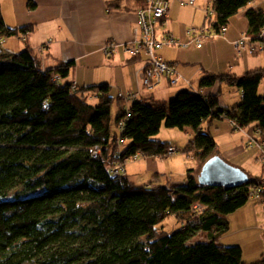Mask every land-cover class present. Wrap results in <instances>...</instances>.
Returning <instances> with one entry per match:
<instances>
[{
  "label": "trees",
  "instance_id": "1",
  "mask_svg": "<svg viewBox=\"0 0 264 264\" xmlns=\"http://www.w3.org/2000/svg\"><path fill=\"white\" fill-rule=\"evenodd\" d=\"M256 1L211 0L215 13L207 12L219 31L246 9L254 55L264 42V6L250 7ZM122 4L137 11L145 0L108 2L109 9ZM30 28L9 27L0 5V264H264V257L244 262L240 245L220 242L230 214L252 197L264 204V172L235 187L198 180L218 152L212 133L218 121L242 130L253 125L264 150V67L206 73L196 88L164 101L116 97L107 82L74 84L73 60L44 69L30 46L17 53L2 48V39ZM131 56L145 60L144 86L149 56ZM222 84L240 90L241 102L223 106ZM163 125L191 136L183 152L196 166L184 183L136 185L126 169L111 175V165L136 155L172 156L170 142L156 137ZM170 215L182 223L172 232L159 226Z\"/></svg>",
  "mask_w": 264,
  "mask_h": 264
},
{
  "label": "crops",
  "instance_id": "2",
  "mask_svg": "<svg viewBox=\"0 0 264 264\" xmlns=\"http://www.w3.org/2000/svg\"><path fill=\"white\" fill-rule=\"evenodd\" d=\"M33 1L35 6L32 8L29 0H0L9 27H31L25 33L2 39V48L8 53H17L30 46L41 58L44 69H55L61 63L73 60L75 68L70 77L73 83L90 86L107 82L116 97L136 93L138 99L153 97L164 101L183 88H196L195 81L199 83L206 73L243 74L264 67L260 58L264 50L254 55L248 46L238 48L237 45L248 31L246 9L231 18L225 34L205 38L200 46L189 30L206 26L211 0H195L192 5H181L174 0L164 24L157 27V36H171L176 43L164 44L157 53L175 66L181 85L172 86L164 80L161 85L147 89L141 78L145 60L133 61L127 50L135 40V30L139 29L136 10H128L126 4L120 9H109L110 0ZM121 1L125 3L126 0ZM259 6H264V0L250 4V7ZM107 43L110 46H106ZM166 46L170 49L166 50ZM229 88L242 99L240 90ZM218 89L219 85L211 88L214 92ZM147 157L150 156H143L144 167H147ZM125 169L129 177L128 168ZM156 173L152 177L156 178L159 172Z\"/></svg>",
  "mask_w": 264,
  "mask_h": 264
},
{
  "label": "rangeland",
  "instance_id": "3",
  "mask_svg": "<svg viewBox=\"0 0 264 264\" xmlns=\"http://www.w3.org/2000/svg\"><path fill=\"white\" fill-rule=\"evenodd\" d=\"M209 6L211 5L209 4ZM205 28L214 30L212 24L209 23H206ZM197 29H200V27ZM168 49L170 48L166 46V50ZM260 58L264 61V53H260ZM177 85L180 86L181 83L179 82ZM195 85H198L197 81H195ZM260 86V94H264V79ZM221 100L224 106L230 108L241 102L240 96L234 93L233 90L231 91L227 84H222ZM115 112L116 106L114 105L113 118H115ZM230 122L221 120L212 128V133L218 144L217 154L227 163L244 170L249 176L263 174V150L260 142L257 141L258 133L255 131L254 126L251 125L242 130L235 128V122ZM114 130L116 129L114 128ZM156 137L170 142L172 147L175 146L176 148H173L176 149V154L172 157H147V167H144L142 155L128 159L126 167L130 175L129 178L136 185H143L149 181L157 184L184 183L188 169L196 166L192 156L183 152L191 136L179 128H168L163 125ZM126 172L123 174H127ZM155 172H159L156 178L152 177L157 175ZM228 217L230 230L220 239L222 245H240L243 249V260L246 263H252L264 257V204H256L254 197H252L245 206ZM159 226L165 231L172 232L181 227L182 223L176 216L170 215ZM203 237H205L204 233L198 235V238Z\"/></svg>",
  "mask_w": 264,
  "mask_h": 264
},
{
  "label": "built area",
  "instance_id": "4",
  "mask_svg": "<svg viewBox=\"0 0 264 264\" xmlns=\"http://www.w3.org/2000/svg\"><path fill=\"white\" fill-rule=\"evenodd\" d=\"M174 0H145L143 7L137 10L139 18V29L135 30V40L132 45L127 47V50L134 56H149V61L143 73L144 86L147 88H154L159 83L167 78L169 83L176 85L180 82V74L176 70L175 66L169 62H166L157 50L163 47L164 44H174L175 39L171 36H163L159 38L157 36V27L160 24H164L168 13L171 8V4ZM181 5H192L195 0H178ZM209 14H214V9H208ZM227 30V26H223L219 31L206 29L202 27L200 29H190L189 32L195 36L194 39L198 45H202L203 39L223 35ZM249 37L243 36L237 41L238 48H245L248 46L249 51L253 53L254 47L249 42ZM106 46H110L107 43ZM260 50H264V42L259 46ZM176 149L170 147L169 153L175 154ZM263 150V149H262ZM264 157V150H263ZM139 155H136L137 158ZM125 169V163H114L109 167V171L112 176L121 174Z\"/></svg>",
  "mask_w": 264,
  "mask_h": 264
},
{
  "label": "water",
  "instance_id": "5",
  "mask_svg": "<svg viewBox=\"0 0 264 264\" xmlns=\"http://www.w3.org/2000/svg\"><path fill=\"white\" fill-rule=\"evenodd\" d=\"M248 178L249 175L244 170L227 163L218 154L205 162L198 175L201 184L221 187L240 186Z\"/></svg>",
  "mask_w": 264,
  "mask_h": 264
},
{
  "label": "bare ground",
  "instance_id": "6",
  "mask_svg": "<svg viewBox=\"0 0 264 264\" xmlns=\"http://www.w3.org/2000/svg\"><path fill=\"white\" fill-rule=\"evenodd\" d=\"M209 9H210V7H209ZM147 89H150V88H147ZM118 96H122V95H118Z\"/></svg>",
  "mask_w": 264,
  "mask_h": 264
}]
</instances>
